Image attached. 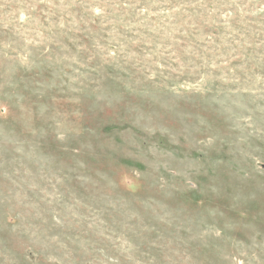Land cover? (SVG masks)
<instances>
[{"label": "rangeland", "instance_id": "1", "mask_svg": "<svg viewBox=\"0 0 264 264\" xmlns=\"http://www.w3.org/2000/svg\"><path fill=\"white\" fill-rule=\"evenodd\" d=\"M0 264H264V0H0Z\"/></svg>", "mask_w": 264, "mask_h": 264}]
</instances>
